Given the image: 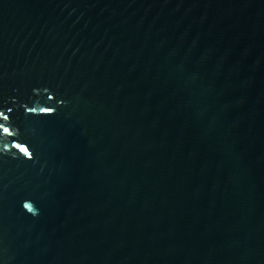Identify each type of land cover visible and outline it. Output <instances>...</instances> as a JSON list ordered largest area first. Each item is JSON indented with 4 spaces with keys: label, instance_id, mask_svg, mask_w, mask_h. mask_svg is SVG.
Segmentation results:
<instances>
[{
    "label": "water",
    "instance_id": "obj_1",
    "mask_svg": "<svg viewBox=\"0 0 264 264\" xmlns=\"http://www.w3.org/2000/svg\"><path fill=\"white\" fill-rule=\"evenodd\" d=\"M0 113V264H264V0H0Z\"/></svg>",
    "mask_w": 264,
    "mask_h": 264
},
{
    "label": "snow or ice",
    "instance_id": "obj_2",
    "mask_svg": "<svg viewBox=\"0 0 264 264\" xmlns=\"http://www.w3.org/2000/svg\"><path fill=\"white\" fill-rule=\"evenodd\" d=\"M2 115H4V114L3 113H0V116H2ZM4 119L6 120L7 119V116H4ZM0 129H2V131L4 133H8L9 132V128L4 127L2 123H0ZM21 150L27 152L26 149H21Z\"/></svg>",
    "mask_w": 264,
    "mask_h": 264
}]
</instances>
